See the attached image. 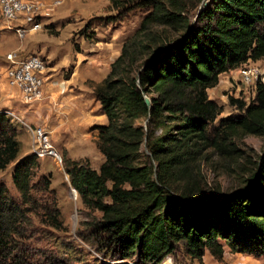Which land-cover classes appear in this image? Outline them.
<instances>
[{
  "label": "trees",
  "instance_id": "obj_1",
  "mask_svg": "<svg viewBox=\"0 0 264 264\" xmlns=\"http://www.w3.org/2000/svg\"><path fill=\"white\" fill-rule=\"evenodd\" d=\"M201 3L110 0L119 13H146L94 86L107 116L98 126L104 161L95 169L66 159L83 204L101 212L85 223L87 239L109 256L134 254L141 264H160L182 251L204 264L206 251L222 261L225 246L264 256V152L250 177L229 191L178 185L202 146L231 154L233 137L264 135L263 83L250 102L231 96L239 113L212 128L223 107L208 92L222 73L264 59V0H208L199 12ZM16 136L11 119L0 112V170L17 162L12 179L21 194L14 198L0 183V264H61L38 260L22 242L30 214L55 229L66 226L50 175L33 181L38 158L34 152L19 158Z\"/></svg>",
  "mask_w": 264,
  "mask_h": 264
},
{
  "label": "rangeland",
  "instance_id": "obj_2",
  "mask_svg": "<svg viewBox=\"0 0 264 264\" xmlns=\"http://www.w3.org/2000/svg\"><path fill=\"white\" fill-rule=\"evenodd\" d=\"M24 1L35 3V9L38 6L40 13L43 12L33 21L34 23H41V26L33 31L29 30L22 37L13 31L16 37L13 38V41L7 47L12 48L15 45L17 46V44L20 47L14 48L10 53L15 52L20 58L38 55L44 60L46 74L53 73L54 75H64L65 77H69L74 71V61L85 58L82 63L80 61V64L85 65L98 53H100L97 57L98 60H93L92 62L98 68L96 69L99 70L100 74L102 70L104 72L103 76H107L112 62L120 55L124 42L136 34L140 22L146 13L145 8H136L125 13H119L111 8L110 0ZM0 16V19L7 25L1 10ZM18 22L15 21L14 23L17 24ZM94 45L98 46V52L93 49ZM10 53L3 55L4 60L0 59V63L5 65L2 72H0V110L7 108L3 104L6 99L4 93L8 94L9 99L22 102L19 92L9 87L7 83V55ZM245 63L249 64L248 61ZM251 63L264 68V59L253 60ZM83 69L87 70L89 67L84 66ZM239 77L237 67L232 68V70L230 69L220 75V82L216 87L208 90L210 98L223 107L222 113L209 128H212V126L217 127L220 123V118L239 113L237 108L230 103L231 96L242 98L247 102L254 99L256 94L254 87L242 85L238 81ZM49 80L47 77L45 83L47 84ZM98 83L92 79L86 82L88 86L93 88ZM46 99L44 94L42 100ZM17 114L21 116L19 113ZM20 118L27 121L23 116ZM11 123L17 130L21 129L20 132L17 131L16 139L19 141V133V137L23 140L21 141L23 149H21V142L19 141V158H22V153L28 149L25 148V143L28 144L29 149H33L34 136L31 131L25 129L26 127L22 122L11 120ZM30 124L34 130L39 127L38 125ZM229 142L233 149L231 154H225L214 148L202 146L198 152V159L191 162L185 171L178 176V185L183 186L188 183L194 189L220 190L223 192L241 186L250 177L259 156L264 152V135L238 136L233 137ZM52 143L57 151L61 153L62 163L58 162L53 156L39 158L33 168V181L36 182L43 174L50 175V186L56 192L66 229H55L41 223L34 214H30L24 226L26 237L22 242L31 249V252L38 260L43 262L47 261L50 263L52 260L57 262L61 260V264H141L134 254L125 259H123L122 255L109 256L103 251H99L93 241L87 239L88 231L85 223L99 219L101 212L89 209L83 204L78 191L71 185L70 177L66 171V159L86 162L91 167L99 169L104 161L101 152L98 149L96 150L95 144L92 143L94 149L91 146V157L71 159L67 157L66 151L58 149L53 140ZM16 163L12 162L7 168L0 170V183L4 182L10 195L19 200L21 199V194L12 179V172ZM35 194L40 196L41 192L36 190ZM238 262L243 264H264V256L247 258L242 256ZM160 264L201 263L198 259L192 258L182 251H177L166 256Z\"/></svg>",
  "mask_w": 264,
  "mask_h": 264
},
{
  "label": "crops",
  "instance_id": "obj_3",
  "mask_svg": "<svg viewBox=\"0 0 264 264\" xmlns=\"http://www.w3.org/2000/svg\"><path fill=\"white\" fill-rule=\"evenodd\" d=\"M13 31L0 19L1 60H4L3 55L10 53L14 48L20 47L18 44L12 48L7 47L13 41V38L16 37ZM93 49L97 50V52L99 51L98 46L94 45ZM99 55L100 53L95 54L90 62H86L85 65L80 64V61L82 63L85 58L74 61V71L69 77L47 73V77L50 80L44 85L46 100L25 104L9 99L8 94L4 93L6 96L3 102L4 106L7 107L6 109L19 113L28 122L43 126L50 131L54 144L59 150L66 151L67 157L71 159L91 157L92 143L95 144L96 150L98 149V126L107 123V116L101 111L100 103L95 98L94 88L86 84L91 79L100 82L106 76H103L104 72L102 70L100 74L99 70H97L98 68L92 62L93 60H98L97 57ZM84 66L89 67V69H83ZM4 67V63H0V72H2ZM17 131L20 132L21 129ZM18 139L20 142L23 141L19 137V133ZM25 148L28 149L24 150L22 156L32 152V149H29L26 143ZM92 148L94 149L93 146ZM21 149H23L22 142ZM242 256L247 258L253 255L233 252L228 246H225L222 261L217 260L209 251L204 254L203 261L204 264H243L238 262Z\"/></svg>",
  "mask_w": 264,
  "mask_h": 264
},
{
  "label": "built area",
  "instance_id": "obj_4",
  "mask_svg": "<svg viewBox=\"0 0 264 264\" xmlns=\"http://www.w3.org/2000/svg\"><path fill=\"white\" fill-rule=\"evenodd\" d=\"M35 3L24 0H0V10L5 17L8 28L14 30L20 37L24 36L29 30L37 29L41 23H34V19L41 15L38 6L35 9ZM15 21H19L15 24ZM7 83L9 87L19 92L21 101L30 104L43 99L44 85L47 79L45 71L46 65L42 57L31 55L26 58H20L17 53L7 55ZM237 67L239 72L238 81L244 86H253L256 90L258 83L264 84V68L255 66L248 60ZM14 122H22L27 131H31L34 136V146L32 151L38 159L46 156H53L58 162L62 163V155L57 151L52 143L50 132L39 126L36 130L32 125L20 118L17 113L11 109L0 110Z\"/></svg>",
  "mask_w": 264,
  "mask_h": 264
},
{
  "label": "water",
  "instance_id": "obj_5",
  "mask_svg": "<svg viewBox=\"0 0 264 264\" xmlns=\"http://www.w3.org/2000/svg\"><path fill=\"white\" fill-rule=\"evenodd\" d=\"M207 1L208 0H202V3H201V5H200V8H199V12L202 10V8L205 6V4L207 3ZM196 19H197V17L194 19V22L196 21ZM193 22V23H194ZM193 23H192V25H193ZM191 25V26H192ZM145 99H146V102L148 103V104H150V99L147 97V96H145Z\"/></svg>",
  "mask_w": 264,
  "mask_h": 264
},
{
  "label": "bare ground",
  "instance_id": "obj_6",
  "mask_svg": "<svg viewBox=\"0 0 264 264\" xmlns=\"http://www.w3.org/2000/svg\"><path fill=\"white\" fill-rule=\"evenodd\" d=\"M41 13H43V12H41ZM33 30H35V29H32L31 31H33Z\"/></svg>",
  "mask_w": 264,
  "mask_h": 264
}]
</instances>
